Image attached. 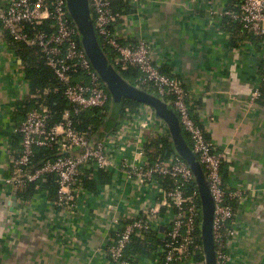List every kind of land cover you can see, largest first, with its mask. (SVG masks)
Segmentation results:
<instances>
[{"label": "crops", "instance_id": "crops-1", "mask_svg": "<svg viewBox=\"0 0 264 264\" xmlns=\"http://www.w3.org/2000/svg\"><path fill=\"white\" fill-rule=\"evenodd\" d=\"M11 1L0 0V16ZM125 1L133 13L122 16L117 36L126 44H149L153 63L183 85L191 117L223 156L225 188L236 195L237 204L238 234L229 250L230 264H264L262 48L228 30L226 12L234 11L240 0ZM4 35L0 25V264H115L101 251L126 223L155 204L151 191H141L119 172L99 183L94 172L89 179L96 189L83 195L72 214L54 206L39 182L29 200L6 185L11 158L20 146L17 129L25 118L18 115L19 104L27 100L29 89ZM120 119L106 136L121 130ZM135 119L127 116L134 126ZM164 230L160 226L153 233L162 240ZM155 259L151 253L125 256L124 261L153 264Z\"/></svg>", "mask_w": 264, "mask_h": 264}, {"label": "built area", "instance_id": "built-area-1", "mask_svg": "<svg viewBox=\"0 0 264 264\" xmlns=\"http://www.w3.org/2000/svg\"><path fill=\"white\" fill-rule=\"evenodd\" d=\"M88 2L96 37L99 36L110 49L112 66L117 71L136 69L139 76L134 86L169 105L189 136L191 150L202 166L214 202L212 233L216 264H230L229 250L237 237L238 223L227 204V200L235 199L236 195L228 192L223 183V156L215 151L203 129L191 117L183 85L163 74L153 63L149 44L144 41L126 44L116 32L111 33L110 28L122 16L112 13L110 0ZM226 15L231 23H239L249 35L260 40L259 70L260 80L264 82V0H243L236 11L229 10ZM45 22H49L52 33L39 32L30 36L22 30L24 24L40 26ZM0 25L15 40L37 46L42 51L47 65L61 82L64 97L74 114L110 104L109 93L81 46L65 0H12L1 13ZM259 95L256 89L254 98ZM134 115L135 126L127 121V116ZM49 120V111L41 106L31 110L17 129L20 146L11 158L10 174L5 180L8 187L19 190L53 176L58 186L53 205L74 214L88 191L81 183L83 177L89 179L99 171L122 173L127 180H134L141 191L148 188L155 204L116 232L112 243L101 253L115 264H126L124 257L132 238L158 231L163 226V254L153 264H204L195 261V255L203 254L196 246L201 207L197 202L198 193L189 195L186 192L194 183L189 167L176 152L152 161L146 155L145 146L153 139L159 137L171 142L167 126L155 118L151 108L140 105L132 114L127 111L119 121L121 130L95 141L74 128L70 112H65L62 121L53 126H49ZM35 148L54 149L57 158L31 171ZM229 221L231 225L223 234ZM113 223L117 224L118 220L114 219Z\"/></svg>", "mask_w": 264, "mask_h": 264}, {"label": "trees", "instance_id": "trees-1", "mask_svg": "<svg viewBox=\"0 0 264 264\" xmlns=\"http://www.w3.org/2000/svg\"><path fill=\"white\" fill-rule=\"evenodd\" d=\"M111 9L114 15H129L133 13V7L129 5L125 0H110ZM243 0H240V4ZM239 4V5H240ZM234 10L236 11L239 6ZM120 22V21H119ZM117 22L110 29L114 34L119 24ZM227 27L230 33L233 35H241L249 41H253L259 44L260 40L254 36L249 35L239 23H231L228 18ZM22 30L28 33L30 36H34L39 32L52 33V29L49 26V22H45L40 26H33L30 24H24ZM5 40L8 48L15 54L17 59L21 62L22 72L24 78L28 83L29 97L24 102L20 103L18 115L26 117V115L33 109L38 107H45L50 113L49 126H53L62 121L65 112H70L74 128L81 133L87 135L88 139L95 141L105 137L110 131H113L117 127V121L125 115L127 111L134 113L136 109L141 105L137 102L124 100L119 108L113 109L111 99L110 104L104 108H94L78 114H74L72 106L66 101L64 97V89L61 82L55 76L53 70L47 65L45 57L42 51L37 46H29L24 42L15 40L7 31H4ZM98 43L110 60V49L103 44L102 39L97 36ZM119 75L131 85H136L135 81L139 76L136 69H128L126 71H118ZM264 88V82H262ZM262 91V88L259 92ZM264 93V91H263ZM25 119V118H24ZM183 138L190 149L192 144L189 136L182 130ZM20 137V135H19ZM95 139V140H92ZM146 155L150 161L156 158H162L165 155H170L175 152L172 143L168 139L155 138L149 144L145 146ZM153 149L154 153H150L149 150ZM57 158V152L54 149L48 148H35L33 151V157L31 160L30 170L34 171L42 166V164L48 160H54ZM98 182L103 183L110 180L111 172H98ZM222 180L225 185L227 180V169L225 165H221ZM83 186L90 192L96 189V182L88 177H83ZM39 190L47 192L48 198L56 200L58 186L53 176H46L45 179L39 181ZM36 190V183L27 184L25 187L17 191V196L23 198V200H29L38 191ZM187 194L197 193V189L194 183H191L186 189ZM199 202V197H197ZM227 204L232 208L234 214L236 209L235 199L227 200ZM201 218L199 216L196 226V246L198 251L202 252V244L200 240L199 224ZM231 222L225 224L223 228V234H226L227 229L230 227ZM165 242L157 237V233L153 231L146 232L142 237L135 236L132 238L130 245L127 248L125 256H137L155 254L156 258L162 257ZM125 258V257H124ZM195 261L197 263H203V254L195 255Z\"/></svg>", "mask_w": 264, "mask_h": 264}, {"label": "water", "instance_id": "water-1", "mask_svg": "<svg viewBox=\"0 0 264 264\" xmlns=\"http://www.w3.org/2000/svg\"><path fill=\"white\" fill-rule=\"evenodd\" d=\"M65 3L68 14L76 26L81 46L91 66L105 85L113 109L119 108L124 100L134 101L151 108L155 118L167 126L172 146L176 154L189 167L197 189L201 207L200 240L204 264H216L212 233L213 198L202 166L183 138L182 128L176 113L162 100L131 85L119 75L98 43L88 0H65Z\"/></svg>", "mask_w": 264, "mask_h": 264}, {"label": "rangeland", "instance_id": "rangeland-1", "mask_svg": "<svg viewBox=\"0 0 264 264\" xmlns=\"http://www.w3.org/2000/svg\"><path fill=\"white\" fill-rule=\"evenodd\" d=\"M120 23H121V20H120V22H119L118 26H120ZM117 28H118V27H117ZM259 76H260V74H259ZM260 82H261V80H260Z\"/></svg>", "mask_w": 264, "mask_h": 264}]
</instances>
